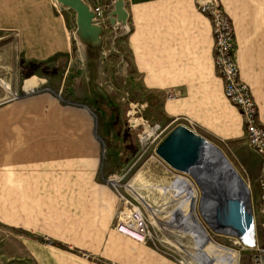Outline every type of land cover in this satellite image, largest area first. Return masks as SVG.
Listing matches in <instances>:
<instances>
[{"label": "crops", "instance_id": "crops-1", "mask_svg": "<svg viewBox=\"0 0 264 264\" xmlns=\"http://www.w3.org/2000/svg\"><path fill=\"white\" fill-rule=\"evenodd\" d=\"M28 1L23 7L12 10V15L16 16L9 23L0 22V33H17L25 63L47 62L62 53L71 57L72 44L64 14L74 11L60 5L54 7L49 0H31L34 5ZM84 1L91 8L103 6L105 13L113 9L112 0ZM202 1L125 0L132 30L120 41V46L131 58L128 86L124 90L146 97L160 114L159 119L166 121L168 126L176 123L217 140H237L244 136L243 116L225 96L224 82L215 65L212 23L198 9ZM220 3L234 24L240 79L250 88L259 108L260 123L264 125V0H220ZM104 37L102 35L103 50L107 45ZM31 85L25 83V87ZM161 96L165 98L158 103L157 98ZM59 107L50 104L51 114L58 115ZM88 110L85 106L82 111L89 115ZM66 111L74 124L78 122V113ZM97 128L94 127L91 133L92 140L85 135L80 137L81 141H75L73 135L62 140L41 136L38 138L40 146L17 153L18 167L0 168V264H101L99 259L90 261L83 251L95 255L94 258L104 257L119 264H160L154 250L133 243L114 230L108 232L106 223L101 228L100 220L98 229L82 225L80 240L73 236L75 224L68 221L67 216L76 206L75 192H97L100 189L94 183L91 170L76 167V157L80 158L76 151L93 158L94 151L90 149L94 148L100 158L104 155L103 151L100 154ZM118 158V164L125 160L123 153ZM253 161L254 164L261 163L257 156ZM143 172L153 176L159 173L165 177L150 184L163 186V194L158 200L169 202L153 220L161 232L162 241L192 264H213L214 260L207 257L208 251H212L209 247L207 249L211 237L196 211L198 191L194 183L168 166L162 169L153 166ZM142 177L138 174L137 180L141 181ZM258 177H249L250 182L258 185ZM124 178L112 179L113 189L124 188L134 194L138 181L123 184ZM93 197L96 198L95 195ZM81 200H84L83 204L92 201L88 198ZM186 203L188 208L183 209ZM91 204L97 203L92 201ZM44 206L67 208L61 210L66 218L60 220L62 230L56 238L71 246L70 249L48 245L33 235V232L45 234L38 223L39 212L42 213ZM58 209L53 212L58 213ZM84 214L85 223H91L93 218L100 219L98 209L85 210ZM88 217L93 218L87 222ZM73 246L79 250L77 254L71 250ZM213 253L215 260L224 258L227 264H236L239 256L233 249L218 247ZM203 259H208V263ZM161 261L167 262L165 259Z\"/></svg>", "mask_w": 264, "mask_h": 264}, {"label": "rangeland", "instance_id": "rangeland-1", "mask_svg": "<svg viewBox=\"0 0 264 264\" xmlns=\"http://www.w3.org/2000/svg\"><path fill=\"white\" fill-rule=\"evenodd\" d=\"M27 1L0 0V22L7 21L9 23L11 18L16 16L12 15V10L23 7ZM28 2L30 5H34V1L30 0ZM49 2L54 7L59 6L57 0H49ZM97 7H101L104 10L103 6ZM70 12L69 15L67 13L64 14V17L72 44L71 57L66 53H62L54 56L52 60L47 62L44 61L39 64L25 63L22 58L23 49L18 36H16L17 33L16 35L11 31L5 34H2L3 32L0 33V168L4 170L18 167L19 160L16 158L17 153L20 150H30L35 149L36 146H40L38 138L41 136L48 135L62 140L63 137L67 138L73 135L75 141H81L80 137L85 135L88 140H92L91 133L95 130L94 127L98 126L97 135L102 139L97 137V135L96 138L101 143L100 154L103 151L104 155L100 158L94 148L90 149L94 151L93 158L86 157V155L76 151V154L80 156L79 159L76 157V167L78 169L86 168L88 171L91 170L94 173V183L100 189L97 192H75L76 206L68 212L67 216V220L75 224L73 236L79 237L82 233V225H90L92 230L98 229L100 220L102 224L101 228L106 223L108 232L114 230L118 234L129 238L133 243H140L141 246L154 250L160 264H167V262L168 264H192L182 254L177 253L162 241L161 232L153 221L157 216L156 213L163 208H167V201L158 200L163 194V186H152L150 184L158 182L165 177L159 173H154L155 175L153 176L143 172L153 166H158L161 169L163 166H168L172 171L179 173L169 166L158 153L159 146L179 125L175 123L168 126L166 121L159 119L158 112L152 108L146 97L124 90L128 86L129 79L127 74H124L123 77L115 76L114 67L118 64L116 57L108 58L106 63L104 62L106 65L104 71L101 74V78L96 81L97 86L105 94L102 103H99L101 102L100 97L95 92H92V82H94L92 74L82 66L83 64L80 61L76 42L73 39V32L76 29V14L75 12ZM105 14L104 10L103 17L101 16L102 19H105ZM104 38L107 43V34H105ZM125 54L129 69L131 58L127 52ZM109 63L111 64L110 66ZM25 83L32 85L25 87ZM31 89H36V91ZM49 89L53 92L49 91ZM14 91L18 93H14ZM31 91H33L31 94H26ZM164 98L165 96L158 97L157 99L159 100L157 102L160 103V100ZM110 101L115 108H111L108 105ZM52 103L60 106V112H57L58 115L51 114L50 104ZM81 105H88L92 108L94 114L91 113V109L88 110L90 116L85 114L82 111L84 106ZM112 109L115 111L114 116L112 115ZM66 110L78 113L80 115L78 122L74 124L73 120L69 119L72 116ZM90 117L94 119V122ZM73 118L77 117L73 116ZM198 135L203 136L210 143L220 148V151L234 170H236L237 174L246 181L249 186L248 190L252 210L256 211L254 213H258L257 207L260 189L259 185H254L253 182H250L249 177L259 176L261 163L254 164L253 157L259 156L247 145V140L244 138L245 127L244 136L232 141H222L211 136ZM112 139L116 141H112ZM75 146L78 145L75 143ZM113 151H117L116 153L118 154ZM121 153L124 154L125 160L123 159L124 162L122 161L118 164V157ZM27 165L28 167L30 166L29 160L27 161ZM138 174H142L143 176L141 181L137 180ZM183 175L187 176L188 180L194 183L198 191L196 211L200 221L212 239H208L207 249H209L208 247L212 242L215 246L211 245V249L218 247L220 249H233L237 251L239 256L236 264H254L256 256H264V232L259 221V213L255 225V245H240L236 237L216 231L208 223L201 212L203 189L192 176ZM122 176H125L121 181L123 184H135L138 181L134 194L124 188H118V191L113 189L110 181ZM164 191L168 194L167 190ZM116 192H119L120 195ZM81 198L91 199L97 204H91L92 201L83 204L84 200H81ZM146 205L149 206L147 207ZM136 207L144 213L149 226L150 236L144 243L136 241L117 230V223L124 216L123 214L134 210ZM186 208H188V203L183 206V209ZM41 209L42 213L41 211L39 212L40 219L38 223L45 234L33 232V235L38 236V241H42L48 245L70 249L69 247L71 246L62 244V240L56 238L62 230L60 220L66 218V215L61 213V210H67V208L58 209L56 207L44 206ZM56 209H58V213L53 212ZM95 209L99 210L100 219L88 217L87 222L90 221V218H93V220L91 223H85L86 215L84 211ZM95 219L98 220L96 221ZM90 241H93V239H90ZM71 250L76 254L79 252L74 246ZM82 253L90 261L99 259L101 264H110V262L119 264L112 260L109 261V259L106 260L104 257L94 258L95 255L87 251H83ZM213 255L214 253L209 250L207 257L214 260L213 264H227L226 259L215 260ZM162 259H165L167 262L162 263ZM203 260L204 263H208V259Z\"/></svg>", "mask_w": 264, "mask_h": 264}, {"label": "water", "instance_id": "water-1", "mask_svg": "<svg viewBox=\"0 0 264 264\" xmlns=\"http://www.w3.org/2000/svg\"><path fill=\"white\" fill-rule=\"evenodd\" d=\"M57 3L76 14L73 39L80 61L97 84L96 81L103 73L105 65L102 39L104 30L96 20V11L84 0H57ZM112 4L113 9L105 14V20L110 23L115 34L124 39L132 30L129 24L130 13L125 0H112ZM91 113L94 114L93 110ZM214 150L221 152L220 148L210 144L203 136L184 125H179L159 146L158 153L175 171L192 176L201 186V212L216 231L236 236L243 243L252 246L255 244V223L249 190L229 161L219 153L216 155ZM224 174L230 177L232 184H226ZM202 182L208 183L206 189L216 190L215 200L205 199ZM233 182L240 196L231 193ZM209 205L214 206L213 211L208 209ZM212 218L216 220L217 225L212 224ZM249 235H252V241L249 240Z\"/></svg>", "mask_w": 264, "mask_h": 264}, {"label": "built area", "instance_id": "built-area-1", "mask_svg": "<svg viewBox=\"0 0 264 264\" xmlns=\"http://www.w3.org/2000/svg\"><path fill=\"white\" fill-rule=\"evenodd\" d=\"M198 9L201 13L207 15L212 23L215 65L224 82L225 96L233 105L239 108L244 121V138L247 140V145L261 160V171L258 178L260 191L257 207L260 217L258 213H254V223L256 225V218L259 217L264 232V125L260 123L259 108L250 88L240 79V69L235 56V29L231 17L224 11L220 0H203ZM94 10L97 14L96 20L103 26V35L107 34L108 37L107 45L104 46V62L106 63L108 58L116 57L118 64L114 67V74L123 77L124 74H128V63L125 59L126 51L120 46L122 39L115 34L110 23L101 18L104 10L101 7H96ZM138 210L139 208L136 207L126 214L122 213L124 216L118 221L117 230L136 241L144 243L150 236L149 226ZM133 226L139 227L141 234L134 231ZM236 240L240 245L249 246V244L243 243L238 238ZM110 264L115 263L110 262ZM254 264H264V256H256Z\"/></svg>", "mask_w": 264, "mask_h": 264}, {"label": "bare ground", "instance_id": "bare-ground-1", "mask_svg": "<svg viewBox=\"0 0 264 264\" xmlns=\"http://www.w3.org/2000/svg\"><path fill=\"white\" fill-rule=\"evenodd\" d=\"M98 21V20H97ZM211 144V143H210ZM212 149H213V147H212ZM215 151V150H214ZM215 153H216V155L219 153V155L220 156H222V157H225L224 155H223V153L222 152H216L215 151ZM226 158V157H225ZM216 166H217V164H216ZM240 176V175H239ZM224 178H225V180H226V184H232V180L230 181V177L228 176V175H226V174H224ZM240 178H241V176H240ZM242 179V181L245 183V185H246V187L248 188L249 186L247 185V183H246V181L243 179V178H241ZM160 182V181H159ZM206 184H208L207 182H202V185H203V187H204V190H205V194H206V196H205V199H208V200H211V199H216V196H215V192H216V190L213 188V189H206V188H208V186L206 185ZM217 186V185H216ZM129 189H132V188H129ZM181 191H179V193H180ZM150 193V192H149ZM231 193H233V195L234 196H240V193H239V191H238V188H237V186L234 184V182H233V188L231 189ZM140 195V194H139ZM177 196H178V194H176ZM181 196V195H180ZM176 197V196H175ZM157 198V197H156ZM177 199V198H176ZM175 198H174V200H176ZM186 199V198H185ZM184 199V200H185ZM178 200H179V198H178ZM161 201V200H160ZM177 201V200H176ZM180 201V200H179ZM213 201V200H212ZM172 202V201H171ZM169 202H167V204H168ZM145 205V204H144ZM152 205V204H151ZM155 205H157V204H155ZM160 205V204H159ZM164 205V204H163ZM250 205H251V202H250ZM147 207L149 206V205H146ZM208 207V209H210V210H212L213 208H214V206H212V205H209V206H207ZM251 207V206H250ZM158 208H159V206H158ZM162 208H163V206H162ZM251 209H252V207H251ZM160 210H161V207H160ZM139 212H140V214L142 215V217H143V220L145 221V223L148 225V222H147V218H146V216L144 215V213L139 209L138 210ZM151 211V210H150ZM213 211V210H212ZM253 211V210H252ZM157 212V211H156ZM157 214V213H156ZM253 214H254V211H253ZM158 215V214H157ZM151 217H152V215H151ZM153 219V218H152ZM210 221H212V224H214V225H217V223H216V220L214 219V218H212V219H210ZM158 224V223H157ZM133 228V230L134 231H137L138 233H140L141 234V230H140V228L139 227H137V226H133L132 227ZM165 231V230H164ZM234 237H236V236H234ZM249 237V240L250 241H252V235H249L248 236ZM236 238H238V237H236ZM239 239V238H238ZM211 245H213V246H215L212 242L210 243V245H209V248L211 247ZM211 249V248H210ZM213 252L214 251H216V248H213V249H211Z\"/></svg>", "mask_w": 264, "mask_h": 264}, {"label": "trees", "instance_id": "trees-1", "mask_svg": "<svg viewBox=\"0 0 264 264\" xmlns=\"http://www.w3.org/2000/svg\"><path fill=\"white\" fill-rule=\"evenodd\" d=\"M92 92H99L101 89L97 86V84H95L94 82H92ZM101 102H99L100 104L102 103V101L103 100H100ZM106 103V102H105ZM104 103V104H105ZM111 108H115V106L112 104V102L110 101L109 102V104H108ZM108 105H107V107H108ZM115 111H114V109H112V115L114 116V113ZM160 115V114H159ZM126 149H127V147L126 146H124ZM122 162V161H121Z\"/></svg>", "mask_w": 264, "mask_h": 264}, {"label": "flooded vegetation", "instance_id": "flooded-vegetation-1", "mask_svg": "<svg viewBox=\"0 0 264 264\" xmlns=\"http://www.w3.org/2000/svg\"><path fill=\"white\" fill-rule=\"evenodd\" d=\"M95 94H97L101 100H103L105 97V94L100 90L99 92H95ZM97 99V98H96Z\"/></svg>", "mask_w": 264, "mask_h": 264}]
</instances>
